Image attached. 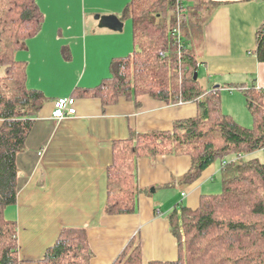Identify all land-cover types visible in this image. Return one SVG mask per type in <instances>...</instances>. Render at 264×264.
Instances as JSON below:
<instances>
[{
	"label": "trees",
	"instance_id": "16d2710c",
	"mask_svg": "<svg viewBox=\"0 0 264 264\" xmlns=\"http://www.w3.org/2000/svg\"><path fill=\"white\" fill-rule=\"evenodd\" d=\"M182 2L178 11V0H133L126 15L131 17L136 50L116 60L111 75L98 86L81 87V94L100 96L108 105L121 96L136 99L150 94L170 104L192 101L198 108L196 116L175 120L172 129L139 133L131 129L128 137L111 142L104 213L137 211L138 195L144 190L137 177L140 158L188 155L191 166L178 179L187 185L200 181L214 162L225 160L219 193H202L198 206L179 203L167 214L178 241V259L152 264H264V90L254 83L226 85L243 89L254 127L223 111L220 87L210 88L200 77L194 51L208 14L218 3ZM43 22L37 0H0V264L22 262L18 221L11 211L19 193L18 155L26 150L49 97L28 86L27 61L18 53ZM179 26L185 42L181 51L174 33ZM255 53L264 62V23L257 31ZM93 255L88 228L67 226L39 264H90ZM113 264H143L139 236Z\"/></svg>",
	"mask_w": 264,
	"mask_h": 264
},
{
	"label": "crops",
	"instance_id": "0c3cea01",
	"mask_svg": "<svg viewBox=\"0 0 264 264\" xmlns=\"http://www.w3.org/2000/svg\"><path fill=\"white\" fill-rule=\"evenodd\" d=\"M37 1L44 22L18 58L27 61L28 86L43 90L49 100L35 120L26 150L18 155L19 193L11 211L18 221L21 264H39L67 226L88 228L94 252L90 264H113L136 235L142 245L143 264L177 260L178 241L165 213L169 206L156 209L152 202L139 199L137 213H104L108 167L113 159L111 142L128 137L131 129L138 133L172 129L175 120L196 116L197 104H170L140 94L136 99L121 96L108 105L100 96L81 94L82 88L106 80L116 60L136 50L131 17L126 15L133 0ZM205 1L218 4L209 12L194 48L199 75L203 72L201 77L210 88L219 82L254 83L264 90V62L255 53L257 31L264 23V0ZM97 13L116 14L124 22L123 29L101 27L97 16L93 17ZM87 16L92 21L89 26L83 23ZM73 18L78 23L76 32L71 31ZM69 95L76 96L77 114L54 119L53 101ZM231 97L233 101L236 98ZM225 113L237 118L233 112ZM2 121L0 117V125ZM186 156L182 173L172 177L175 182L158 183V188L182 184L178 179L191 166ZM175 159L172 155L138 159V182H153L155 161L176 170ZM210 168L200 181L189 185V191L175 192L174 206L185 203L196 207L202 193H213L209 181L217 172L209 173ZM129 226L133 228L129 230Z\"/></svg>",
	"mask_w": 264,
	"mask_h": 264
},
{
	"label": "rangeland",
	"instance_id": "374dc122",
	"mask_svg": "<svg viewBox=\"0 0 264 264\" xmlns=\"http://www.w3.org/2000/svg\"><path fill=\"white\" fill-rule=\"evenodd\" d=\"M73 10L75 12L74 6H73ZM97 15H98V13L95 14L93 17H96ZM67 16H69V15H67ZM72 22L73 23H70L71 26L73 27L71 31L76 32L78 29V23L75 20V18H73ZM83 23H86L89 26L92 23V21L87 16L85 18V20H83ZM123 36L126 37L127 36L126 33H124ZM196 36H197V34H196ZM133 50H134V48H132L130 52H133ZM202 75H203V72L200 74V77ZM202 79L204 80L203 77H202ZM220 83L223 86H220ZM217 84L220 86V92L219 93L221 95L223 111L233 112L234 115L238 118V119L236 118L238 122L241 121L240 123L245 125L246 127H254L255 120L251 114V111L249 110V108L247 106L246 97H245L244 93L240 92V90L237 88L234 91H230V89L226 88V85L228 83L219 82ZM231 96L236 97L234 99V101L232 100ZM231 101L234 103L232 104ZM164 155L168 156L167 154H161L154 159L159 160ZM172 156H175V158H178V159H175L176 160L175 162L178 165V168L176 170L171 168V169H173L171 171L170 169L167 168V166L164 163H162L160 161H155L157 170H154L155 173L152 175L154 177L153 182L147 181V182L139 183V185L142 188H144V190L140 191V193L138 195V208H137L138 212H139V202H140L139 199L140 200L142 199L141 202L146 201L148 204H150L152 202L153 208L155 207L156 209H158V208L165 209L166 207L169 206L168 211L165 212L167 214L171 211V207H173L176 204L177 200L175 198H173V197H175V192H178L179 194H181V192L184 190H187V191L190 190V187L187 184H175L174 186L172 185V187L158 188V186H157L158 183H166L165 181L171 182V181H173L172 177L174 175H180L183 171L182 166L184 165V160H185L184 158L186 157L188 159V157L184 154L172 155ZM221 165H222V160H218L210 166L211 168L209 170V173L214 174L217 172L215 179L209 181V184L211 186V188L209 189L210 192L217 193V192H220L222 190V179H221V175L219 172ZM153 167L154 166H152V168ZM142 169H143V167H142ZM218 169H219V171H217ZM151 170H153V169H151ZM172 173H174V174H172ZM137 177H138V172H137ZM153 188H154V191H153ZM132 228H133V226H129V230H131Z\"/></svg>",
	"mask_w": 264,
	"mask_h": 264
},
{
	"label": "built area",
	"instance_id": "2783aa9c",
	"mask_svg": "<svg viewBox=\"0 0 264 264\" xmlns=\"http://www.w3.org/2000/svg\"><path fill=\"white\" fill-rule=\"evenodd\" d=\"M183 2L181 0H178V11L182 10ZM174 33L176 34L178 38V46L180 51L185 48V42L183 40V36L181 33L180 26L175 29ZM161 55H165V53L162 51ZM77 114V99L72 96H63L58 97L53 101V111H52V117L57 120H61L67 116H72ZM223 163L225 164L226 161L224 160Z\"/></svg>",
	"mask_w": 264,
	"mask_h": 264
},
{
	"label": "water",
	"instance_id": "95a60500",
	"mask_svg": "<svg viewBox=\"0 0 264 264\" xmlns=\"http://www.w3.org/2000/svg\"><path fill=\"white\" fill-rule=\"evenodd\" d=\"M101 27H107L112 30L121 31L124 27V22L116 14L97 15ZM198 77V71L195 72V78ZM154 191V188H153Z\"/></svg>",
	"mask_w": 264,
	"mask_h": 264
}]
</instances>
